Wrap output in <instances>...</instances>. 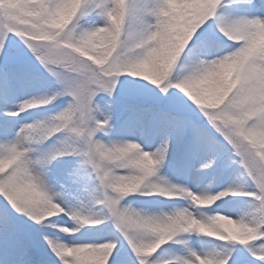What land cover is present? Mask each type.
<instances>
[{
	"label": "snow or ice",
	"instance_id": "snow-or-ice-1",
	"mask_svg": "<svg viewBox=\"0 0 264 264\" xmlns=\"http://www.w3.org/2000/svg\"><path fill=\"white\" fill-rule=\"evenodd\" d=\"M0 264H264V0H0Z\"/></svg>",
	"mask_w": 264,
	"mask_h": 264
},
{
	"label": "trees",
	"instance_id": "trees-1",
	"mask_svg": "<svg viewBox=\"0 0 264 264\" xmlns=\"http://www.w3.org/2000/svg\"><path fill=\"white\" fill-rule=\"evenodd\" d=\"M141 199H145V198H141Z\"/></svg>",
	"mask_w": 264,
	"mask_h": 264
}]
</instances>
